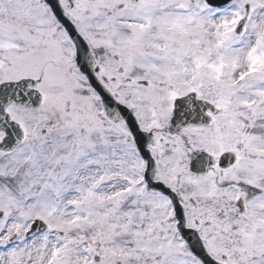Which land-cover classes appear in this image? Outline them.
Listing matches in <instances>:
<instances>
[{
    "label": "snow or ice",
    "instance_id": "snow-or-ice-1",
    "mask_svg": "<svg viewBox=\"0 0 264 264\" xmlns=\"http://www.w3.org/2000/svg\"><path fill=\"white\" fill-rule=\"evenodd\" d=\"M0 264H264V0H0Z\"/></svg>",
    "mask_w": 264,
    "mask_h": 264
}]
</instances>
